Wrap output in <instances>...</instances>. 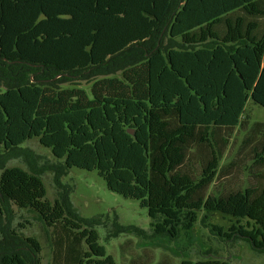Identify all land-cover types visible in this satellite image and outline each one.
Instances as JSON below:
<instances>
[{
  "label": "trees",
  "instance_id": "16d2710c",
  "mask_svg": "<svg viewBox=\"0 0 264 264\" xmlns=\"http://www.w3.org/2000/svg\"><path fill=\"white\" fill-rule=\"evenodd\" d=\"M77 77L88 91L60 86ZM249 99L264 108V0H0V264L40 260V243L11 229V205L52 228V264H116L39 175L2 168L32 138L138 200L157 233L220 214L230 218L224 232L211 225L220 237L264 252L263 123L242 141L257 182L207 192Z\"/></svg>",
  "mask_w": 264,
  "mask_h": 264
},
{
  "label": "rangeland",
  "instance_id": "374dc122",
  "mask_svg": "<svg viewBox=\"0 0 264 264\" xmlns=\"http://www.w3.org/2000/svg\"><path fill=\"white\" fill-rule=\"evenodd\" d=\"M59 83L61 87L77 84L87 91L91 86V82L79 77ZM245 116L243 127L235 128L228 138L227 150L220 163L221 171L207 189L208 193L235 190L257 182L249 173V145H243L242 141L252 136L249 129L254 122L264 124V108L249 99ZM222 135L223 130L220 132ZM258 138L259 135L254 134L253 140ZM193 152V168L198 172L199 162L206 151L197 147ZM230 161L235 163L224 175V165ZM11 166L39 175L49 201H61L72 213L91 220L89 227L97 232L98 243L104 246L106 254L116 264H180L184 260L264 264V252L252 249L242 239L227 241L212 229L211 225H214L224 232L229 226L230 218L220 214L204 218V212H200L192 228L180 230L173 238L166 233L155 232L147 209L141 207L138 200L110 191L96 170L65 167L63 160L41 145L38 138L25 141L15 155L3 161L2 168ZM10 210L11 229L21 236L35 238L41 246L39 264H52V228L31 209L11 205ZM6 221L5 216L0 217L1 224Z\"/></svg>",
  "mask_w": 264,
  "mask_h": 264
}]
</instances>
